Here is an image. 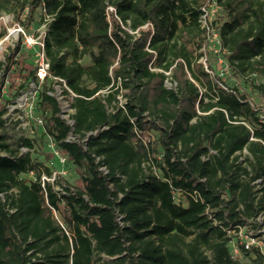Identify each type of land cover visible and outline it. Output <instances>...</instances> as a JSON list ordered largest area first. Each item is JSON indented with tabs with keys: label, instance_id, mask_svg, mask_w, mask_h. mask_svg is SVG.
<instances>
[{
	"label": "trees",
	"instance_id": "16d2710c",
	"mask_svg": "<svg viewBox=\"0 0 264 264\" xmlns=\"http://www.w3.org/2000/svg\"><path fill=\"white\" fill-rule=\"evenodd\" d=\"M211 2L235 84L199 61ZM3 14L28 34L44 25L39 139L56 143L81 185L59 176L61 190L44 192L38 179L53 169L32 157L35 137L9 142L6 104L25 84L4 95L8 75L35 80V63L16 68L20 40L0 60V264H236L226 230L264 219V0H0ZM59 80L74 94L62 90L73 128L49 94ZM89 132L85 148L65 141ZM253 254L249 264H263Z\"/></svg>",
	"mask_w": 264,
	"mask_h": 264
},
{
	"label": "rangeland",
	"instance_id": "374dc122",
	"mask_svg": "<svg viewBox=\"0 0 264 264\" xmlns=\"http://www.w3.org/2000/svg\"><path fill=\"white\" fill-rule=\"evenodd\" d=\"M223 14L220 12L215 3L211 2L207 7V13L205 22L208 28L206 29L209 37L207 42L208 55L207 57L200 58L199 61L202 62L205 70L207 69V64L209 63L214 72H216L227 84H235L236 78L228 69V66L224 60L225 51L220 49V43L218 40V34L214 25H211L213 20H217L222 18ZM16 22L14 21L12 15L3 14L0 18V26L5 28V34L3 37H0V60L4 59L5 54L8 52L9 48H13L17 42H19L20 35L17 34L14 29H16ZM43 25L37 26L36 24L32 25V31L30 34L35 37L39 36L43 30ZM22 41V40H21ZM22 45V42H21ZM37 54V50L34 47H26L22 45V50L20 53L16 55V60H18V64L16 68H31V64L35 63V56ZM82 64H89V58L85 57L81 61ZM26 71L16 72L12 71L8 75V83L3 89L4 95H12L16 93V88L21 83H24L25 86L22 89H19L17 94L13 97V102L9 104L8 112L5 115L8 121V133L10 134L9 142H16V140L20 136L26 137H35V145L34 151L31 150L32 157L36 159L38 162H42L44 165H49L53 171L57 172V174L61 177L63 182L70 184L71 186H80V171L76 166L69 160L65 163L61 164L53 159L47 158V153L49 152V139L43 138L39 139V135L41 133V117L40 112L37 109V95L39 90L41 89L40 85H36L35 83H26L22 74H25ZM245 79L241 80L243 82ZM257 82H262L260 78H257ZM14 84L9 86V84ZM169 87V83L166 84ZM194 85L201 88L198 82L194 81ZM9 86V87H8ZM202 89V88H201ZM121 101H124L123 97H119ZM61 104L64 106L65 104H69L68 100L62 99ZM264 104V103H263ZM33 130V131H32ZM35 130V133H34ZM148 138L154 137L152 134L148 133ZM147 136L144 137L145 140L148 139ZM153 139V138H152ZM24 148V147H22ZM26 150V148H24ZM49 159V160H48ZM24 179L29 180L31 177L29 175L23 176ZM54 217L59 219L58 214L53 212ZM253 253V252H251ZM251 253H244L242 256L236 259V264H249L251 259ZM206 254L211 258L212 254L209 250H206Z\"/></svg>",
	"mask_w": 264,
	"mask_h": 264
},
{
	"label": "built area",
	"instance_id": "2783aa9c",
	"mask_svg": "<svg viewBox=\"0 0 264 264\" xmlns=\"http://www.w3.org/2000/svg\"><path fill=\"white\" fill-rule=\"evenodd\" d=\"M108 10L111 12L112 7H109ZM205 18L206 16H202L200 21H201L202 27L204 28L206 27L207 29L208 26L206 25ZM43 30H44V27H43ZM43 30L39 36L35 37L33 35H27L20 25H17L16 29H14V31H16L18 35H21L22 45L26 47H37L36 49L37 54L35 56L36 57L35 58L36 70L34 74L35 80H32L30 82V83H35L36 85H40L43 82V80L45 79L47 75L48 66H49L48 60L44 53V47H43V42H42ZM166 74L169 75V72H166ZM61 82H62L61 85L55 84L54 90L49 92L50 95L55 96L56 99L59 100L60 104H61L62 99L68 100L65 98L62 92L63 89H66L71 94V96L74 95L67 88L66 84L63 81ZM167 83H169V88L175 86V84L171 82L170 79H166L165 84ZM119 97H123L122 94L118 95L117 97L119 100L118 104L122 106V104L125 102V99L124 101H121ZM13 100L14 99H12L11 102L6 104V112L3 115L6 126L8 125L7 118L5 117V115L8 112L7 106L11 104ZM68 102L69 104H65L64 106L61 104V116L65 119L66 123L71 128H73V120L71 118L73 109L71 108L69 100ZM40 122L41 121H39V123ZM89 135H95V132H89L83 138H79L77 135L69 133V135L65 138V141L78 142L82 144L83 148H85L87 137ZM48 139H49L48 148H49V152L52 157L51 159L61 164L65 163L67 161V157L60 152L56 143L53 140H51L50 138ZM26 151L27 149L25 150L22 147L20 148V153H25ZM0 155H6V153L0 152ZM96 160H98V158H96ZM99 170H101L102 173L107 172L104 166H100ZM28 175L31 178L35 179L34 174L32 172H30ZM58 179H59V175L57 174V172L51 170L50 174L41 173L38 179V182L44 192L46 191V186H45L46 183H50L54 190L60 191L61 187L56 183ZM255 182L259 184L261 182V179H258ZM173 200L176 204H180L182 206L186 205L185 195L179 190L173 191ZM263 222H264L263 215H259L255 220H251L242 225H236L226 230L227 235L231 237L229 246H230V254H231L232 259L236 260L238 257L242 256L244 253H251L253 252L254 249H258L262 255V263L264 264V225H263ZM251 254H252L251 257H254V254L253 253Z\"/></svg>",
	"mask_w": 264,
	"mask_h": 264
}]
</instances>
